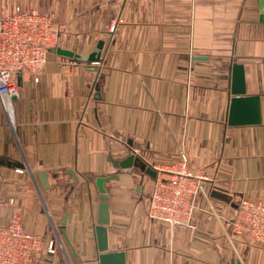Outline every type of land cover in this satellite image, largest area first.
I'll return each instance as SVG.
<instances>
[{"label":"crops","instance_id":"crops-1","mask_svg":"<svg viewBox=\"0 0 264 264\" xmlns=\"http://www.w3.org/2000/svg\"><path fill=\"white\" fill-rule=\"evenodd\" d=\"M258 4L0 0V12L21 6L54 13L66 24L58 46L85 57L50 50L38 80L15 75L18 96L11 97L9 112L0 99V222L19 209L28 231L59 242L36 264H99L98 225L105 227L107 250L124 252L126 264H264L263 244L233 232L235 206L201 195L192 224L170 227L147 215L154 177L114 163L132 152L162 165L185 155L234 201L264 202ZM100 40L102 56L94 63L86 57ZM235 63L244 67L245 96L258 97L257 122H231ZM39 170L49 171L47 189ZM100 176L110 177L107 199ZM103 201L109 221L102 224Z\"/></svg>","mask_w":264,"mask_h":264},{"label":"built area","instance_id":"built-area-1","mask_svg":"<svg viewBox=\"0 0 264 264\" xmlns=\"http://www.w3.org/2000/svg\"><path fill=\"white\" fill-rule=\"evenodd\" d=\"M65 29V22L51 12L21 6L11 12H0V99L8 112L11 97L18 96L15 75L20 73L38 80L51 48L59 45ZM148 165L157 174L149 193L147 215L170 227L190 226L200 207V196H209L218 188L215 181L199 173L185 155L168 165L153 162ZM9 201L14 203V199ZM231 224L234 233L264 246L263 201L241 197ZM58 245L57 238L45 242L43 235L28 231L19 209L8 222H0V264H36L45 258L44 253L54 254Z\"/></svg>","mask_w":264,"mask_h":264},{"label":"water","instance_id":"water-1","mask_svg":"<svg viewBox=\"0 0 264 264\" xmlns=\"http://www.w3.org/2000/svg\"><path fill=\"white\" fill-rule=\"evenodd\" d=\"M258 8L260 11L259 19L264 21V0H259ZM104 46V41L100 40L97 46V50L90 54L87 59L91 61H99L101 59V52ZM51 51L75 57L78 59H84L85 57L73 52L72 50L62 48L60 46H56L51 48ZM197 58L202 59L205 58L204 56H197ZM232 92L234 93V97L231 100V122L232 123H242L244 121L249 122H257L259 121L260 115V105L257 96H245L246 93V83H245V73L244 67L242 64L235 63L233 66V79H232ZM116 166H120L121 168H128L131 166H137L144 172L150 174L151 176H156V170L148 165L145 161H143L135 154H130L126 158L115 161ZM58 169L53 170V174L56 175ZM67 173L73 176V179L77 180L78 176L74 169L69 168ZM42 185L44 188H49L52 183L49 179V171L48 170H39L37 172ZM54 176V175H52ZM110 177L100 176L96 178V182L98 188L101 193V198L107 199L109 198V194L107 193V189L104 185L105 181L108 180ZM211 195L217 197L225 202L230 203L232 206L238 207V203L232 199L230 195L224 192L220 188H216L212 190ZM101 212H100V223H107L109 221V204L106 201L100 203ZM63 223L66 222V216L63 218ZM97 236H98V243L99 249L102 251L99 254V264H126V257L125 253L122 251H108L107 250V235L105 231L104 225L97 226Z\"/></svg>","mask_w":264,"mask_h":264},{"label":"rangeland","instance_id":"rangeland-1","mask_svg":"<svg viewBox=\"0 0 264 264\" xmlns=\"http://www.w3.org/2000/svg\"><path fill=\"white\" fill-rule=\"evenodd\" d=\"M232 199H233V197H232ZM239 199H240V198H239ZM239 199H238V200H239ZM238 200H237V203H238Z\"/></svg>","mask_w":264,"mask_h":264}]
</instances>
